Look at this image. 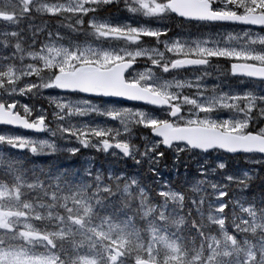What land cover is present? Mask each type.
<instances>
[{"label": "snow or ice", "instance_id": "1", "mask_svg": "<svg viewBox=\"0 0 264 264\" xmlns=\"http://www.w3.org/2000/svg\"><path fill=\"white\" fill-rule=\"evenodd\" d=\"M214 60L243 88L206 94ZM0 125V264H264V0H0ZM166 154L195 162L190 191L159 179Z\"/></svg>", "mask_w": 264, "mask_h": 264}, {"label": "rangeland", "instance_id": "2", "mask_svg": "<svg viewBox=\"0 0 264 264\" xmlns=\"http://www.w3.org/2000/svg\"><path fill=\"white\" fill-rule=\"evenodd\" d=\"M114 10L112 11V16H111V21L112 22H124L125 21V16L126 14H122V15H115L114 14ZM101 15L104 17V18H108L107 16L105 17L106 15V12L105 13H101ZM109 19V18H108ZM53 24H56V21L55 20H51V22H49V25L51 27H55ZM172 29H174L175 32H181V29L179 28V26L173 24L172 25ZM63 31V29H62ZM201 31H209V32H219V33H228V32H233V33H236V32H239L240 29H235V28H225V27H219V28H216V29H207V30H204V29H200L199 26L197 25L196 27H185L183 30H182V35L183 36H198L200 34ZM256 32H260V31H256ZM171 35V33H170ZM146 41L148 40V38H144ZM171 55V54H169ZM139 63H143V61H139ZM227 64L225 61L223 60H220L217 64V62L214 60L213 61V66L212 68L209 69V72L211 73L210 75L208 76H205L204 79L201 81V83L203 85H205L207 87V90L208 92L206 94H210L211 92V89L213 88V86H217V91H226L228 90V88L231 86L233 89H239V88H243V85L239 84L238 81H233L231 82V77H227L225 78L222 74V69L224 67H226ZM219 69V70H218ZM179 76L181 77H184L186 79H193L194 80V77L191 73H184V72H180L179 73ZM184 91L187 93V92H195V88H192V89H188V88H185ZM21 100H23V98H21ZM29 103H31V101H28ZM42 102L44 103V107L45 108H48V111L49 113L51 112V108L48 107V104H47V101H43ZM90 118L89 117H72V122L73 123H77L79 121H87L89 120ZM97 120H99L100 118H95ZM108 124L110 125H113V126H118V124L116 122H112V121H108L107 122ZM5 129H0V131H3ZM252 131H255L256 130V127H253L252 129H250ZM143 134L141 132V130H137L136 132V136L138 138L139 135ZM29 136V135H27ZM33 137V136H31ZM34 138H38V139H51V137H49L47 135V133H45L43 136L41 137H34ZM59 143H63L62 141H58ZM134 142H139V143H142L140 141H138V139L134 140ZM81 153L84 156V163L86 164L88 162L87 158L91 157V164L92 166L94 167V165H96V160L98 159H102V158H105L106 161H108L109 165L107 167L108 168H112L114 170V165L115 164H118V162H122L124 161V159H118V158H115V157H112V156H108L106 154H104L103 152H100V153H97L95 152L94 150H90V149H81ZM221 155V153H213V156L212 158H210V160H214L216 156H219ZM227 157V156H225ZM170 159L171 160V157H170V154L169 156L166 158V157H162L161 158V163L159 165V170H160V173H161V176L159 177V179L161 180H168L170 185L174 187V185H176L179 181L178 179V175H176V171L181 168L182 171H188L187 176H191V182H190V185L187 186L186 188H189L188 190L190 191V186L192 183L195 182L196 179H199L200 177L198 176L197 174V171H196V164L194 161H187V167L185 166V161L183 159H181V161L179 162V167L178 169H174L172 167V160H171V170H172V175L170 177H168L167 175V168L165 165H163L162 163L167 161V159ZM210 166H214V165H211ZM98 167V166H97ZM249 167H251L249 164H247L243 159H236V158H233V159H229L227 160V171L228 172H231L233 174H239L240 170H244V169H248ZM211 179H218L219 177L218 176H212L210 177ZM153 179H156L153 177ZM144 183L145 185H148V186H151L153 183L152 181H148V178L144 177ZM156 184V183H155ZM187 190V191H188ZM227 199V197L225 198ZM227 211V210H226ZM231 230V229H229Z\"/></svg>", "mask_w": 264, "mask_h": 264}, {"label": "trees", "instance_id": "3", "mask_svg": "<svg viewBox=\"0 0 264 264\" xmlns=\"http://www.w3.org/2000/svg\"><path fill=\"white\" fill-rule=\"evenodd\" d=\"M114 12H115L114 13L115 15H122L121 13L116 12L115 10H114ZM106 16L109 19H111L112 12H110V13L106 12L105 17ZM49 22H51V20ZM53 25L55 26L56 24H53ZM173 32H175L174 29H173ZM36 103L37 104H41L42 103L44 105V103L42 101H37ZM83 121H85V120H83ZM253 127H255V126H253ZM84 156L85 155H83L82 153L81 154H78L79 159H77L75 161L76 166H80V165L85 164L84 163L85 160L83 159ZM168 156H169V154H166L165 157L167 158ZM39 159H41V160H47L49 158L48 157H40ZM65 163L71 164L72 161H65ZM162 164L166 166V168H167V175H168V177H170L172 175V170H171V166H170L171 165V160L168 158L167 161H166V163L163 162ZM108 165H109L108 161H106L105 158H102V159L96 160V165H94V168H100L101 170H106L107 167H108ZM114 170L117 171V172L123 171V172H125L128 175H135L137 177V179L140 180L144 185H145V183H144V177L148 178V181L151 180L152 183H153L151 186L145 185L149 190L154 189L155 187L158 186L157 184H155V179H153V176L151 175V173L147 172L146 167L137 168L136 166L133 165V163H132L131 160L118 162V164H115L114 165ZM186 173H188V171H182L181 168H179L176 171V175H178L179 181H178V183L176 185H174V187H176V188H183L186 191L189 189V188H186V187L190 185L191 176H187ZM253 184H254L253 191H254L255 195L257 197H259L261 182H260L259 179H255L253 181Z\"/></svg>", "mask_w": 264, "mask_h": 264}, {"label": "water", "instance_id": "4", "mask_svg": "<svg viewBox=\"0 0 264 264\" xmlns=\"http://www.w3.org/2000/svg\"><path fill=\"white\" fill-rule=\"evenodd\" d=\"M239 27H242V26H239ZM255 30H260V29L259 28H256ZM128 103H131V102H128ZM0 127L10 128L11 126L0 125ZM13 130H16V129H13ZM20 130L23 131V132H26V133H31L33 135H42L43 134V133H34V132L27 131V130H22V129H20ZM161 147H163V146L161 145ZM225 155H229V154H225Z\"/></svg>", "mask_w": 264, "mask_h": 264}, {"label": "flooded vegetation", "instance_id": "5", "mask_svg": "<svg viewBox=\"0 0 264 264\" xmlns=\"http://www.w3.org/2000/svg\"><path fill=\"white\" fill-rule=\"evenodd\" d=\"M172 32H173V29H172ZM172 34V33H171ZM181 72H184V71H181ZM184 73H190V72H184ZM27 135V134H26Z\"/></svg>", "mask_w": 264, "mask_h": 264}]
</instances>
